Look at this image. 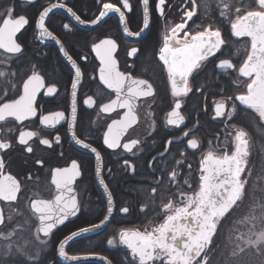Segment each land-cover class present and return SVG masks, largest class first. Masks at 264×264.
<instances>
[{"label": "snow or ice", "instance_id": "obj_1", "mask_svg": "<svg viewBox=\"0 0 264 264\" xmlns=\"http://www.w3.org/2000/svg\"><path fill=\"white\" fill-rule=\"evenodd\" d=\"M33 2L26 0V3ZM97 3L100 4L98 15L88 21L63 0L43 7L36 21L41 41L54 40L73 70L69 129L75 144L95 155V175L106 194L107 204L106 213L98 224L81 227L59 243V257L72 261L87 259L69 256L65 250L69 241L99 229L109 221L114 210L130 214L132 205L125 202L115 209L112 191L101 175L100 151L76 135L77 97L83 72L62 41L46 26V19L54 9H65L79 25H97L110 13H116L124 36L139 38L150 28L151 13L155 12L165 24L157 45L152 48V56L144 59H154L156 67L166 76L171 110L166 112L165 126L178 128L185 123L186 117L181 113L183 100L194 91L196 76L212 62V80L216 88L195 85V92L203 96L205 91H210L218 97L212 101L211 119L224 124V139L220 141L221 133H214L212 139L203 144L192 135L200 125L197 119L194 128L183 131L180 137L168 139L163 151L151 157L146 183L133 189L142 197L137 212L146 223L119 230L118 244L127 250L121 264H264V147L257 169L247 130L251 124L257 134L264 137V0H186L180 9V22L172 24L166 13L169 0H156L154 6L151 0H139L142 26L137 31L130 29L126 15L133 11L131 0H119V6L106 0H97ZM194 17L200 23H196ZM29 22L26 15L18 13L15 0H8L6 6L0 7V131L14 123L13 127H7L8 138L0 136V264H45L42 254L55 230L82 210L75 186L82 175V165L76 159L67 166L49 169L44 181L38 175H29L27 180L33 185L31 188L7 170L4 155L14 144L22 146L29 154L34 152L30 144L34 138L49 149L54 144L60 145V135L49 139L42 138L41 133L55 128L65 119L63 111L42 114L38 107L41 94L58 96L56 79L36 64L21 66L25 46L18 42V34ZM225 24L230 26L229 39L222 31ZM63 28L72 30L68 23L63 24ZM231 38L235 40L230 43ZM119 47L113 38L99 39L91 44V51L99 60L98 79L91 77L96 81L97 90L94 95H86L82 104L95 110L98 117L109 114L111 122L103 132L104 146L136 156L144 151L146 142L139 137H127L139 125L140 108L145 106L149 110L143 118L150 120L151 131H155L154 113L150 109L156 104L158 95L154 86L156 71L149 73L143 68L134 74L144 48L130 44L124 47L126 66L122 71ZM231 48L235 50L226 51ZM213 57L215 60H211ZM127 58H132L130 64ZM81 60L87 57L81 56ZM233 74L231 82L239 89L238 93L219 83L223 77ZM236 102L245 110H251L247 113L248 124L231 123L238 109ZM202 111L207 114V104ZM112 113L118 118H111ZM37 118L42 127L19 130L21 126L27 127L26 121L32 123ZM126 139L127 142L122 143ZM174 143L183 145L175 153L171 148ZM185 149L201 152L198 179L192 176V164L186 162ZM34 163L43 166L45 161L36 158ZM185 168L187 171L181 179ZM121 170L135 175L137 168L125 158ZM44 193L49 198H43ZM22 199L28 202L23 208ZM152 214L160 217V222L149 219ZM25 231L31 236L24 237ZM107 244L115 246L117 239H107ZM101 259L112 264L107 258Z\"/></svg>", "mask_w": 264, "mask_h": 264}, {"label": "flooded vegetation", "instance_id": "obj_2", "mask_svg": "<svg viewBox=\"0 0 264 264\" xmlns=\"http://www.w3.org/2000/svg\"><path fill=\"white\" fill-rule=\"evenodd\" d=\"M60 2V0H34L33 3H26V0H15V6L19 14H24L29 19V24L18 34V42H21L25 46L24 56L21 61V66H28L31 64L38 65L45 72L50 73L57 81V87L59 94L57 97H48L41 94L38 96V107L42 114H49L54 111H63L65 113V119L61 121L55 128L46 129L41 133L42 138L54 139L56 135L61 136V144L53 145L51 149L47 146L40 145L35 138L30 141V144L34 147V152L29 154L24 152L22 146L14 144L13 147L7 151L4 155L5 162L7 164V170L11 171L17 178L25 183L28 188L33 187L30 181L27 180L29 175L40 177L41 181L47 179L46 173L51 168L63 167L70 164L72 159H76L82 165V175L76 182V188L78 192V199L82 201V210L76 217L70 218L65 222V225L59 226L51 241L42 254L45 264H61L58 259V246L67 236L73 231H77L81 227H89L93 223H99L103 219V215L106 213V198L99 184L97 183V177L95 175V169L97 167V161L95 155L88 150L80 148L72 140V132L69 129L71 122V89L70 83L73 77V70L70 64L67 63L62 53L59 51V46L54 40L45 39L41 41L39 38V29L36 28V21L39 16V12L43 10V7L48 6L50 3ZM68 7H72L73 11L80 15L82 19L88 21L95 18L98 15L100 4L97 0H63ZM106 2L117 3L119 6V0H106ZM156 0H151V4L154 6ZM186 0H169V8L166 9L169 24L180 22V9L184 7ZM8 0H0V7L6 6ZM133 4V11L126 13L129 20V27L133 31L139 30L142 26V11L139 4V0H131ZM151 25L148 30L142 34L141 37H125L122 32V26L119 23V17L116 13H110L108 16L97 25L85 24L79 25L74 21L65 9H54L49 13V17L46 19V26L49 30L62 41L65 49L77 61L83 72L81 84L78 89L77 97V116L75 123L76 135L81 139H85L86 142L92 144L100 151L102 156V172L105 182L109 185L112 191L114 207L118 209L125 202L132 205L130 214L119 213L118 210H114L111 215V220L106 227L100 231L82 236L76 240L70 242L65 247L69 256L77 255H98L107 260L112 261V264H121L127 255V250L118 244V232L123 227H136L146 220L143 216L137 212V204L142 197L137 195L133 189H139L142 184L146 183L145 177L150 174L147 167L148 161L152 156L157 155L158 152L163 151L164 145L168 139H173L182 136L183 131H187L190 128H194L195 121L198 119L200 125L196 126L192 135L199 138L203 144H207V141L212 139L214 133H221L220 141H223L224 124L221 120H212V101L218 99L210 91H205L203 96L195 92V85L204 87L210 85L211 89L216 88V84L212 80L213 63L209 62L206 68L196 76L193 84L194 91L189 93L188 97L184 98V107L181 109V113L186 117L185 123L180 127H166L165 119L166 112L170 111L168 105L171 102L170 89L166 87V76L162 74L159 68L155 65V60H145V56H152V48L157 45L158 38L162 34L165 21L162 18H158L155 12L151 13ZM196 23H200V20L194 17ZM70 24L71 31L65 30L63 24ZM191 25L192 22L190 21ZM229 25H223L222 31L226 39L230 37ZM183 33H181V36ZM113 38L117 40L120 45L119 51V63L120 69L125 70V44L131 46H138L144 48V54L140 60L137 61L134 74H138L143 68H147L151 73L154 69L156 76L154 78V86L157 89V101L152 106L151 111L154 113L155 119V131H151L150 120H145L143 117L149 110L147 107L140 108L141 121L134 130H131L127 139L141 138L145 140L144 151L138 152L136 156L123 153L122 149L111 150L103 145V132L106 130V125L111 122L109 114H103L98 117L95 110L87 109L82 104V99L86 95H94L96 88V81L92 80V76H96L98 79V67L99 60L95 57V53L91 51V44L98 42L99 39ZM247 39V38H244ZM235 38L230 39V43ZM139 41V43H136ZM238 46V45H237ZM234 48L227 49L226 51H234ZM219 55V53L217 54ZM81 56H86L87 60H81ZM132 58H127V62L130 64ZM215 60V58H211ZM232 77L225 76L220 80V86L228 88L232 91L239 92V89L232 84ZM206 98V99H205ZM238 105L237 113L233 117L231 123L248 124L250 117L247 113L251 110H245L244 106ZM207 104L208 112L205 114L202 111L203 107ZM122 112V110H121ZM111 118H118L115 113L111 114ZM95 121V123H93ZM27 127L21 126L19 130H37L39 126L38 118L32 122H25ZM14 123H9L7 127H13ZM7 127L0 131V136L8 138ZM247 130L250 133L251 144L253 145L252 160H255L257 156H260L261 151L255 153V142L264 139L257 134V130L248 124ZM150 133V134H149ZM18 135V131L16 133ZM191 138V137H189ZM127 139L122 141L127 142ZM186 139L184 143L186 144ZM215 143V141H214ZM258 144L260 142H257ZM182 144L174 143L171 148L173 153L179 148H182ZM135 151V150H134ZM63 153V156L60 153ZM186 162L192 164V176L198 179V165L201 158V152L185 149ZM258 152V153H257ZM36 158H43L45 163L43 166L36 165L34 163ZM128 158L132 163L136 165L137 171L135 175L122 171L123 160ZM168 159H171L169 155ZM109 169L111 170L109 172ZM187 169L185 168L181 172V179ZM195 187V184L193 185ZM43 198H49L47 193H44ZM27 200H21V207L27 205ZM156 222H160V217L154 214L148 217ZM24 237H30L31 233L25 231ZM116 238L117 244L115 246H109L107 239ZM64 264V263H62ZM75 264H99L95 262L75 263Z\"/></svg>", "mask_w": 264, "mask_h": 264}, {"label": "water", "instance_id": "obj_3", "mask_svg": "<svg viewBox=\"0 0 264 264\" xmlns=\"http://www.w3.org/2000/svg\"><path fill=\"white\" fill-rule=\"evenodd\" d=\"M97 183H98V178H97ZM98 184H99V183H98ZM99 186L101 187V189H102V191H103L102 186H101L100 184H99ZM103 194H104V196H105V198H106V194L104 193V191H103ZM110 220H111V217H110L109 221H110ZM109 221H108L106 224L102 225V226H101L99 229H97L96 231L89 232V233H87V234H84L83 236L104 229V228L106 227V225L109 223ZM81 237H82V236H81ZM78 238H80V237H78ZM76 239H77V238H75L74 240H76ZM74 240H72V241H74ZM72 241H69V243L72 242ZM69 243H68V244H69ZM66 246H67V245H66ZM80 257H87V259H80V260H78V261H72V260H65V259L59 257V255H58V259H59V262H60L61 264H62V263H64V264H75V263H85V262H95V263H99V264H107V261H106L105 259H101L102 256H98V255H82V256H80Z\"/></svg>", "mask_w": 264, "mask_h": 264}, {"label": "trees", "instance_id": "obj_4", "mask_svg": "<svg viewBox=\"0 0 264 264\" xmlns=\"http://www.w3.org/2000/svg\"><path fill=\"white\" fill-rule=\"evenodd\" d=\"M257 142H260V143L258 144ZM254 147H255V153H256V151H261L262 147H264V139L259 140V141H256ZM254 161H256V163H257V169H258L259 168V165H260V156H257V158H255Z\"/></svg>", "mask_w": 264, "mask_h": 264}]
</instances>
